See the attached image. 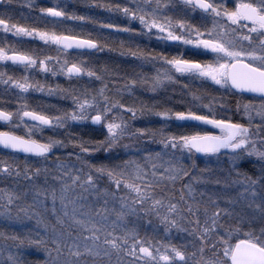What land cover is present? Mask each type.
Listing matches in <instances>:
<instances>
[{
  "label": "snow or ice",
  "instance_id": "obj_1",
  "mask_svg": "<svg viewBox=\"0 0 264 264\" xmlns=\"http://www.w3.org/2000/svg\"><path fill=\"white\" fill-rule=\"evenodd\" d=\"M180 2L190 13L199 12L202 23L210 20L211 27L206 23L203 27L194 26L187 19L168 15L165 9L170 5L175 7L173 0H129V5L134 6L98 5L138 21L147 33L155 30L158 40L178 42L186 49L190 46L197 55L211 54L209 59H192L183 52L169 57L146 53L139 48L129 49L127 54L137 59L145 62L162 61L170 67L163 73L157 69V75L150 79L126 81L116 89L119 97L108 94L110 89L103 74H98L83 60L70 62L68 59L61 60L59 56L41 58L34 51H21L15 45L0 46V64L10 62L21 66L25 73L15 76L0 70V85L6 86V91L15 89L20 94L15 111L0 108V122L6 125V130L0 131V147L11 154L24 155L22 171L19 156L0 157V183L7 178L14 181L11 189L0 187V218L8 221L31 220L40 216L39 208L44 207L46 210L48 200H51L54 216L57 199L63 208V215L56 216L55 224L51 226L37 219L38 226L44 223L43 235L27 233L20 236L0 232V239L15 242L17 252L9 253L7 257L10 264H29L23 258V250L26 249H32L44 257L32 264H89L83 257H92L91 264H100L107 257V264H112L110 258L113 255L117 257L116 264H264V166L255 178L235 167V162L242 156L255 157L264 162V137L260 135L264 131V0ZM39 11L53 18L88 19L69 15L58 6L40 8ZM100 27L116 32L131 31L128 27L111 23L101 24ZM0 31L16 37L39 39L45 45H55L57 51L73 48L103 50L105 47L98 40L71 32L21 26L12 23L10 17H0ZM32 69L50 73L53 77L62 75L68 80L86 76L90 81H100L101 87L98 90L87 87L83 90L64 88L59 84L53 87L30 78L27 73ZM172 72L210 82L225 90V94L236 98L235 112L246 119L247 124L233 121L230 116L218 117L215 102L202 105L208 109L207 113L191 109L172 111L167 108L157 111L143 102L139 105L122 102L123 93L131 95L138 86L147 85L149 90L155 92L166 82H174ZM30 91L49 96L59 94L61 98L71 99L73 107L71 110H57L56 115L37 111L29 106L24 95ZM193 100H201V97L193 95ZM213 101H216L215 97ZM227 107L222 96L219 108ZM145 112L158 117L162 122L160 126L134 128L131 122ZM125 113H130V116L126 117ZM173 120L192 122L193 126H211L218 129L219 134L208 131L167 132L168 122ZM257 120L259 122L254 123ZM88 121L98 126L95 131L104 138L95 141L70 140L73 147L79 149L75 153L79 168L64 164L60 156H56L58 163L54 169H32L28 157L48 162L49 154H54L53 149L67 147L60 139L49 136L42 140L37 138V134L43 133L45 128L56 132L69 128L72 123ZM16 129L21 131L17 132ZM67 135L71 138L70 131ZM126 137L138 144L144 143L147 138L148 143L159 144L161 150L137 148L139 158L113 152L117 146L125 149L132 147L129 143L122 144ZM97 152L110 154L106 157L107 162L92 163L85 158L93 157ZM221 153L233 162V167L223 179L216 177L209 180L192 175L190 168H195V163L190 166L185 163L196 154L217 156ZM204 171L207 169H201V172ZM56 172L59 174H54ZM50 173L59 184L58 190L55 185H48ZM42 174L47 186L36 183V178ZM17 178L31 183L21 184ZM209 183L224 188L238 186V197L225 198L205 190L199 192L201 199L198 200L194 184ZM77 188L80 189L79 194L69 199L68 193ZM89 196L102 201L103 206L94 208L89 205L87 211H82L85 205L77 204V201L88 200ZM205 196L207 199H203ZM220 199H226L229 204L243 200L253 212L249 215L222 208L218 203ZM110 203L112 207L109 208ZM77 213L82 218H78ZM130 217L136 221L147 220L150 224L154 219L163 226L166 235L173 230L187 233L199 244H193L194 250L189 253L186 251L187 244L176 245L170 241L154 240L147 235L141 237L135 224L129 226ZM64 218L71 221L68 227H65ZM233 220L234 223L229 222ZM72 225L76 226L75 235L69 230ZM234 237L238 242L233 243ZM206 251H210L211 256H206ZM121 254L132 259L125 261ZM0 264L3 262L0 261Z\"/></svg>",
  "mask_w": 264,
  "mask_h": 264
},
{
  "label": "rangeland",
  "instance_id": "obj_2",
  "mask_svg": "<svg viewBox=\"0 0 264 264\" xmlns=\"http://www.w3.org/2000/svg\"><path fill=\"white\" fill-rule=\"evenodd\" d=\"M176 4V7L178 8L177 11H180L182 13L181 15L184 18V13L187 11V9L184 8L181 2L178 0H174ZM173 1V2H174ZM99 4H121V5H128V6H134L129 5V0H23L22 6H25L29 10H34L36 7H39L40 5H43L44 7H54L58 6L59 8H62L64 11H82L86 13H95V15L89 16L87 14L88 19L87 22L92 23V27L95 28V35L98 36V38H102V43L110 44L109 50L106 52H101L105 57H102V60H109L112 61L113 66L117 67V70L115 72L116 78L119 79H126L127 81L130 79H141L142 77L138 73H136L137 69V58L128 55V50H136L138 48V37L140 36L137 31L138 27V21L130 20L129 18L123 16L119 12H112L108 11L105 8H101L98 5ZM43 7V8H44ZM85 16V15H84ZM93 18V19H92ZM185 19V18H184ZM111 23L114 25H119L120 27H128L131 29L130 32H116L112 29L102 28L100 27L101 24H107ZM88 26V25H87ZM146 41L149 43L152 42V36H149ZM123 53V54H122ZM100 57V54L97 55V59ZM101 60V59H100ZM79 61V60H78ZM140 66V65H139ZM152 66L151 64L146 65V69H149ZM125 67V68H124ZM129 70L128 77L126 78V75L124 77L120 78V75L123 74L124 71L127 72ZM152 70V69H150ZM128 73V72H127ZM157 75L156 73H151L147 75V73L144 75V78H151ZM196 84H192L193 89L195 90L193 93H191V97L183 98L179 97L178 99H167V98H153L150 99L149 102V108H154L155 110H163L165 108L171 109L172 111H187L189 109L196 111L198 113H207L208 109L202 107L203 104L213 103L215 102L217 104L216 106V115L224 116V117H231L233 121H239L242 123L247 124L246 119H242L241 115L239 113H236L235 115H220V108H219V100H220V89L218 86L211 84L210 82H206L203 85L197 84V80H195ZM100 83V82H99ZM124 84V82H123ZM120 84V85H123ZM175 84V83H174ZM172 87V86H171ZM184 88L182 85H178V88ZM203 87L205 89H209V92H205L203 90ZM177 88L175 85L173 89ZM98 90V88H96ZM161 91V88L157 89ZM140 88L139 86L135 89H133L132 94L129 95L127 92H124L125 98L122 99L123 103L126 104H137L139 105L141 103L140 99ZM115 95L116 94L114 91ZM193 95H198L201 97V100H193ZM216 98V101H213V98ZM225 99H223V102ZM148 102V100H147ZM225 103L230 104L227 101ZM126 117L130 116V113L124 114ZM259 121H254V123H258ZM132 126L135 127H159L162 123L158 117L152 115L150 112H145V114L135 121H132ZM169 127L166 129L167 132L173 133V134H179V133H190L193 131H208L212 134H219V131L210 127H207L205 125H196L193 126L191 122H181V121H170ZM85 125H90V121L84 122ZM82 124V125H83ZM98 126H95L94 132L97 137L96 140H102L104 136L100 135L95 129ZM255 132L256 130L253 129ZM58 131L53 132V134L58 135ZM106 134V130H105ZM261 137H264V131L260 133ZM98 137H101L98 138ZM129 143L132 145L131 148L125 149L122 146H117L115 149H113V152H118L121 155L127 156L129 154L135 156L136 158H139L140 153L136 152L137 148H145L147 147L150 150L153 151H160L161 146L159 144L154 143H148L147 138H145L144 143H136L133 140L129 139L128 137L125 138L124 141H122V144ZM65 149V150H64ZM75 149V150H74ZM64 150V151H63ZM78 148H67V147H57L53 149L52 158H49L48 162L45 161H28L29 165L34 170L35 167H50L52 169L55 168V164L58 163L56 161V156H60L61 161L68 165V166H74L75 168H79L80 164L75 159V153H78ZM72 154V155H70ZM107 155L104 152H97L93 157H88V159L92 162H107ZM144 155H147V153H144ZM21 161V160H20ZM186 165H191L192 163H195V168H190L191 174L195 176H200L204 179H215L216 177H220L223 179L225 176L228 175V170L233 167V162L229 160L227 155H224L223 153L218 154L217 156H198L195 155V157L192 160H186ZM264 166V162L258 160L255 157H247L242 156L241 159L237 160L235 162V167L237 170L247 173L248 175L253 176L254 178L256 176L260 175V169ZM23 163L21 161L20 168L21 171L23 170ZM201 169H207V171L201 172ZM58 175L59 173H54ZM234 176L235 173H232ZM186 180L188 178H185ZM21 184H30L31 181L23 180L22 178H17ZM36 183L41 186H47L44 182V175L42 174L39 178H36ZM106 183V181H105ZM14 181L12 178H7L4 182L0 183V187H7L11 189L13 187ZM48 185H55L57 187V190L59 189V184L57 181L52 179V174L50 173L48 176ZM179 187V185H178ZM194 189L196 190V198L199 200L201 197L199 196L200 191H207L208 193H217L225 198H236L238 197V186L224 188L222 185L217 184H194ZM239 190H242L240 188ZM80 189L77 188L75 191L69 192L68 197L69 199H74L77 194H79ZM123 194V192L121 193ZM59 195V191H58ZM87 195V194H85ZM178 195V193H177ZM42 199V197H41ZM203 199H207V196L203 197ZM31 202V201H29ZM220 206L222 208H228L229 210H232L236 213H245V214H252L253 209H250L246 206L245 202L243 200H238L235 204H229L226 202V199H220L218 201ZM77 204H84L85 207L82 209V211H87L88 206L92 205L94 208H99L102 205V201H96L93 197L89 196L88 200H80L77 201ZM118 207V204L116 205ZM108 207H112V204L110 203ZM40 212L39 217H33L31 220L28 219H22L20 221H8L3 218H0V232H4L6 235H11L13 233L23 236L27 233H32L34 236L39 234H44V223H47L49 226L55 224L56 216H62L63 215V208L60 204L59 199L56 201L55 205V213L56 216L53 215L52 212V204L51 200H48L46 202V210L44 207H41L38 209ZM69 212H71V206H69ZM23 214H21L22 216ZM78 218L79 213H77ZM111 219H114V217H110ZM37 219H41L44 221V223H41L39 226L37 225L36 221ZM65 219V227H68L71 224V221L68 220V218ZM131 227L133 224H135L139 230V234L141 237L147 235L149 237H152L154 240L160 239L164 240V242H171L176 245L181 244H187V249L189 253L194 250L193 244H199V241H194L192 237H189L187 233H177L175 230H173L170 234H165L163 231V226L159 224L158 221L152 220V223H148L147 220H141L136 221L135 218H129ZM225 220H227V217H225ZM230 223H234L235 220L229 221ZM59 228V226H57ZM75 225H72L69 230L73 231V235L76 234L75 232ZM259 227V225H257ZM119 234V233H118ZM238 242L237 239L233 238V243ZM24 251L23 258L29 262V264H32V262L37 260H43L44 257L42 254L37 253L36 251L32 249H26ZM17 252V249L15 247V242L11 240H2L0 239V261L3 262V264H10V262L7 260V257L9 253L15 254ZM123 256V254H121ZM206 256H211L210 251H206ZM82 259L88 260L89 264H91L93 258L92 257H83ZM109 258L105 257L102 261H100V264H107ZM112 264H116L117 257L113 255L111 258ZM123 259L125 261L131 260V257L123 256Z\"/></svg>",
  "mask_w": 264,
  "mask_h": 264
},
{
  "label": "flooded vegetation",
  "instance_id": "obj_3",
  "mask_svg": "<svg viewBox=\"0 0 264 264\" xmlns=\"http://www.w3.org/2000/svg\"><path fill=\"white\" fill-rule=\"evenodd\" d=\"M23 0H3L2 3H0V17L3 18H9L11 19L12 23H18L21 26H29L33 27L39 30H48V31H57V32H64L84 37V38H92L94 40H98L100 43H102V38H98L97 35H95V28L92 27L91 22L85 21H79V20H69V19H61V18H53L44 16L39 11L40 8H43V5H40L39 7H36L34 10H29L25 6H22ZM107 1V0H105ZM174 1V0H173ZM180 2V0H178ZM175 7H170L168 9H165V12L168 15L173 16L174 18H182L180 11H177V7L175 1L173 2ZM69 15H76V16H84L88 18L87 14L89 16L95 15V13H86L82 11H66ZM6 14V15H4ZM200 13H190L188 10L184 13V18L187 19V21L194 26L203 27L204 23L207 24L208 27H211V21L208 20L204 23L201 22L200 19ZM93 19V18H92ZM88 25V26H87ZM138 34L140 35L138 37V48L146 53H156V54H163L166 56H172L176 55L178 53H185L186 56L192 58V59H209L211 58V54H208V56L204 55H197L194 50L190 49V46L186 49V46L179 44L178 42L173 41H163L156 39L155 30H153L152 33H147L144 29H142V26L138 22L137 27ZM149 36H152V42L149 43L146 41ZM15 45L19 50L21 51H28V52H35L39 57L43 58L45 56H52L57 57L59 56L61 60L68 59L70 62L72 61H80L83 60L85 64L89 67H92L98 74H103L105 82L108 84V88L110 89L109 95H115L117 94L116 89L118 87H121L123 82L125 83L126 79H117L115 72L117 70V67L113 66L112 61L109 60H102V57H105L101 52H107L109 50L110 44L105 42V47L103 50H70L67 51L60 50L57 51V48L55 45H45L42 41L39 39H31L27 37H16L13 36L11 33H4L0 31V46L7 47ZM100 54V57L97 59V55ZM101 59V60H100ZM54 63V62H49ZM151 64L152 66L149 69H146V65ZM140 65V66H139ZM58 67V65H56ZM170 66L164 65L162 61H154V62H145L141 59H137V69L136 73H138V76L140 75L142 78H144V75L147 73V75L151 73L157 74V69L163 73V71L166 68H169ZM125 68V67H124ZM152 69V70H150ZM0 70H3L7 72L10 75L15 76H21L24 75L23 68L18 65H12L10 62L7 64H0ZM128 72V73H127ZM123 72L122 75H120V78L124 77L126 75V78L128 77L129 70ZM27 75L30 76V78H35L36 80L40 81L41 83H44L46 85L55 86L56 84L61 85L64 88H76L83 90L84 88H89L90 90H96V88L101 87L100 81H95L90 79L88 77H82L78 80L76 78H73L72 80L66 79L64 76H56L53 77L51 74H44L40 73L36 69L30 70ZM173 80L174 82H166L165 85L161 88V91L157 90L155 92H152L148 89L147 85H144L140 88V99L141 102L146 104L149 107L150 99L157 98H167V99H178L179 97L187 98L191 97V93H193L195 90L192 87V84H196L195 78L190 76H181L175 72H172ZM100 82V83H99ZM175 83V84H174ZM206 82H202L200 80H197V84L203 85ZM177 86V88L173 89L174 86ZM178 85H183L184 88H178ZM187 85V87L185 86ZM172 86V87H171ZM6 86L0 85V108H4L10 111H15L17 109V97L20 95L17 90L11 89L6 91ZM160 89V88H159ZM203 90L207 93L210 90L205 89L203 87ZM119 94V93H118ZM26 96V99L28 101V104L31 108L36 109L37 111H43L46 114L49 115H56L58 114L57 110H64L72 109V101L68 98H61L59 94L56 95H46L45 93L41 92H35L30 91L27 94H24ZM247 95V94H246ZM119 97V95H116ZM223 96V99L225 101L228 100L230 104L224 103L228 106L225 109L220 108V115H235V103L236 98L232 95L225 94V90L220 89V98ZM125 98V95L123 94L122 99ZM148 100V102H147ZM28 123H32L31 121H28ZM83 123H72L70 124L69 128L66 129H59L57 130L59 133L58 135L53 134V131L50 129L45 128L43 133L37 134L38 139H46L47 137L51 136L56 139H60L64 141L67 144V148H75L73 147L72 142H76L79 140L84 141H95L97 139L94 127L95 125H92L90 122V125H85ZM6 130V125H4L2 122H0V131ZM17 132H20V129H16ZM71 132V138L67 135V132ZM101 139V137H98ZM70 140L72 142H70ZM65 150V149H64ZM63 150V151H64ZM10 155H17L19 156V159L21 161L24 160L23 154H11L8 150L3 149L0 147V157H8ZM52 154H49V158H52ZM28 161H42L41 158L37 157H28Z\"/></svg>",
  "mask_w": 264,
  "mask_h": 264
},
{
  "label": "water",
  "instance_id": "obj_4",
  "mask_svg": "<svg viewBox=\"0 0 264 264\" xmlns=\"http://www.w3.org/2000/svg\"><path fill=\"white\" fill-rule=\"evenodd\" d=\"M70 50H80V51H84V50H89V49H75V48H73V49H70ZM192 123V122H191ZM206 126V125H205ZM207 127H210L211 128V126H207ZM214 129V128H213ZM216 130H218V129H216ZM219 131V130H218ZM2 148V147H1ZM7 150V149H6ZM9 151V150H8ZM196 155H198V156H204V155H201V154H196Z\"/></svg>",
  "mask_w": 264,
  "mask_h": 264
},
{
  "label": "trees",
  "instance_id": "obj_5",
  "mask_svg": "<svg viewBox=\"0 0 264 264\" xmlns=\"http://www.w3.org/2000/svg\"><path fill=\"white\" fill-rule=\"evenodd\" d=\"M74 150H75V149H74ZM85 158L88 159V157H85ZM90 162H91V161H90ZM92 163H95V161H94V162L92 161Z\"/></svg>",
  "mask_w": 264,
  "mask_h": 264
}]
</instances>
